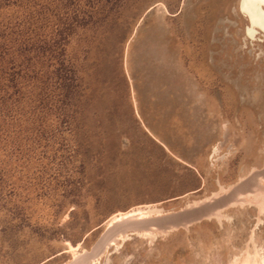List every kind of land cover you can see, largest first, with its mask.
Returning <instances> with one entry per match:
<instances>
[{
	"label": "rangeland",
	"instance_id": "1",
	"mask_svg": "<svg viewBox=\"0 0 264 264\" xmlns=\"http://www.w3.org/2000/svg\"><path fill=\"white\" fill-rule=\"evenodd\" d=\"M58 1L0 0V28L36 25L43 6ZM237 4L105 2L101 23L78 29L66 60L82 85V114L67 123L51 103L39 131L13 134L0 150V264H72L68 247L91 253L117 212L149 204L178 215L243 179L227 204L201 207L211 215L241 193L264 190V38L256 47L246 41ZM257 209H227L223 223L204 220L159 240L128 233V243L96 263L236 264L256 250L264 256ZM136 229L150 230H129Z\"/></svg>",
	"mask_w": 264,
	"mask_h": 264
},
{
	"label": "trees",
	"instance_id": "2",
	"mask_svg": "<svg viewBox=\"0 0 264 264\" xmlns=\"http://www.w3.org/2000/svg\"><path fill=\"white\" fill-rule=\"evenodd\" d=\"M121 1L87 0L84 7L82 0L51 2L38 11L36 25L18 22L0 28V150L13 134L39 131L35 125L51 103L62 107L67 123L82 114L83 89L66 60L67 44L78 29L101 23L103 3L117 6ZM45 27L51 28L50 36L41 32Z\"/></svg>",
	"mask_w": 264,
	"mask_h": 264
},
{
	"label": "bare ground",
	"instance_id": "3",
	"mask_svg": "<svg viewBox=\"0 0 264 264\" xmlns=\"http://www.w3.org/2000/svg\"><path fill=\"white\" fill-rule=\"evenodd\" d=\"M237 6H238L239 14L245 19V21L248 24V30L244 34L246 37V41L253 43L254 46L256 47V45L259 42H261V39L264 38V0H238ZM242 9H243V11H242ZM248 34H249V36H248ZM243 181L244 180L241 179L240 184ZM258 184L262 185L264 187V176H261L258 178ZM239 187H241V186H239ZM222 188L223 189L221 190V192L214 193L213 197H207L203 200L195 201L194 203H191L188 206V208H192V209L193 208H201L204 205H207V204L213 203L214 201H217L219 198H221L222 195L226 196L224 194H226L228 191L230 192L231 190H233L232 189L233 187H230L229 189L224 188V187H222ZM253 188H255V187H253ZM256 188H255V190H256ZM236 191H234V193ZM240 195L242 198L241 200L238 199V201H233V202L229 203L230 205L228 204L224 208L217 209L215 213L212 212L213 214L211 213V215H206V216H209L208 220H206L205 218L204 219L201 218V221H204V220L213 221L214 219L217 218L219 221L222 220V223H223L225 221L223 217L227 216L225 210H227V209L231 210V209L243 208V207H249V206H251L252 208L253 207L258 208L257 210H259L260 215L264 214V190L263 191L258 190L256 193L254 191H253V193H241ZM230 206H232V207L230 208ZM157 208H158V206H156V205L147 204V205L135 206V207H133L127 211H124V212H117V213L113 214L108 219V221L105 224V227L111 228L115 225H120V224H123L125 222L132 221L134 219V217H136V216L138 217V219H147V217L150 218L151 216H162V215H164L163 212H161ZM205 208H204V210H205ZM207 210H208V208H207ZM182 211H184V210H182ZM189 223L192 226L193 223H195V221H191ZM174 227H177V226H174ZM171 228H167V229H171ZM130 229H133V228H130ZM134 231H136L134 234H137L140 238L146 239V240L156 239V238H157V240H159L160 237L163 236V235L159 234L160 232L168 233V231L166 229H162V228H154V229H150V230H144L142 232H138L137 229ZM128 237H131V235H125L124 233H121L120 235L117 236V238H118L117 240H113L114 246L119 247V245H121L123 242H125V244L128 243V240H129V239H127ZM78 247H73V246L68 247V249L70 250L69 253H72L74 255V258H76L77 252L80 251L79 250L80 247L79 248ZM254 254H255V258H251V259L244 258V260H242L236 264H264V256H262L258 250H256V252ZM97 263H99V262H97ZM97 263L95 262V264H97Z\"/></svg>",
	"mask_w": 264,
	"mask_h": 264
},
{
	"label": "water",
	"instance_id": "4",
	"mask_svg": "<svg viewBox=\"0 0 264 264\" xmlns=\"http://www.w3.org/2000/svg\"><path fill=\"white\" fill-rule=\"evenodd\" d=\"M239 186H246V182H242L241 184H239ZM239 186L238 188H234L230 195L221 197L216 202H218L219 205L227 204L228 201L233 197L234 191L240 188ZM202 208H193V209L187 208L178 215L151 216L150 218L147 217V219H138V217L136 216L132 221L125 222L123 224L115 225L111 228H108L104 238L101 240L100 243H98V245L93 249V251L91 253H85L81 256H76L72 264H93L102 257V255L108 248L114 246L113 240H117L118 239L117 236L120 235L122 231L125 235L128 233L136 232L129 230L130 228L142 227V228L154 229V228L162 227V228H166L168 233L160 232L159 234L163 236H167L170 233L179 230L180 228H188L189 226H191V224L189 223L191 221H195V223H198L201 222V218L203 219L205 218L206 220H208L209 216H206V213L203 214ZM167 228H171V229H167Z\"/></svg>",
	"mask_w": 264,
	"mask_h": 264
}]
</instances>
